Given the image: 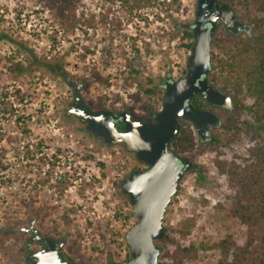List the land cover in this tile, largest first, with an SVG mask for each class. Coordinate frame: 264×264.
<instances>
[{
    "label": "rangeland",
    "instance_id": "rangeland-1",
    "mask_svg": "<svg viewBox=\"0 0 264 264\" xmlns=\"http://www.w3.org/2000/svg\"><path fill=\"white\" fill-rule=\"evenodd\" d=\"M238 4L253 34L236 38L264 52V0ZM194 7V0H82L79 21L67 30L45 0H0V33L8 35L0 40V264H27L26 234L5 231L26 226L36 215L46 232L67 234L64 248L74 262L126 260L125 235L138 218L121 186L143 164L124 144L96 141L66 115L73 86L65 77L84 82L82 95L94 108L149 119L163 99L145 89L164 84L167 75L187 73L192 48L178 25L193 21ZM133 58L140 72L130 78ZM215 86L232 95L234 106L210 140L196 134L195 149L181 154L193 166L166 210L158 264L170 262L163 255L177 244L197 246L189 264H218L219 249L200 243L212 245L227 234L239 244L246 239V225L228 213L234 190L218 162L244 166L253 160L251 149L264 135V109L259 121L253 99ZM259 93L264 102V83ZM50 158L56 162L47 170ZM190 218L195 224L182 235L181 223Z\"/></svg>",
    "mask_w": 264,
    "mask_h": 264
},
{
    "label": "water",
    "instance_id": "water-1",
    "mask_svg": "<svg viewBox=\"0 0 264 264\" xmlns=\"http://www.w3.org/2000/svg\"><path fill=\"white\" fill-rule=\"evenodd\" d=\"M205 14L206 8L203 0H200L197 18L186 25L194 34L187 73L178 79L166 76L162 107L155 113L154 121L136 119L130 111H122L118 117L124 122V127L119 130L114 121L115 113L110 109L94 110L81 95L83 83L74 84L72 104L80 101L83 108L75 113L86 122V131L102 137L107 145L122 142L128 150L135 153L140 162L147 165L145 169L128 173L122 182V192L128 196L138 220L125 235L130 258L110 264L159 262L161 251L156 240L165 236L163 221L166 210L178 190L179 181L193 166L189 157L184 162L181 155L171 147L181 129L180 119L190 120L202 138L206 137L211 126L220 123L216 111L194 108L190 104L193 97L201 92L206 102L211 105L224 109H232L234 106L231 94L211 85L206 78L212 69V42L215 35V29L209 24L214 25L216 18H206ZM223 19L226 27L234 33H238L240 27L245 26L232 8ZM15 229L33 232L34 235L28 242L37 240L41 244L48 243L46 248L32 253V264H79L71 259H62L55 248L56 243L39 236V231L34 228V220L27 227Z\"/></svg>",
    "mask_w": 264,
    "mask_h": 264
},
{
    "label": "trees",
    "instance_id": "trees-1",
    "mask_svg": "<svg viewBox=\"0 0 264 264\" xmlns=\"http://www.w3.org/2000/svg\"><path fill=\"white\" fill-rule=\"evenodd\" d=\"M81 2L82 0H45L46 6L54 13L58 23L67 30L78 23L76 9ZM247 5L245 4V6ZM7 36L5 33H0V40ZM183 38L187 39L185 45L192 48L193 31L184 29ZM212 47L218 53H212V69L206 77L208 82L214 86L222 85L253 99L254 105L257 107L256 118L260 121L259 114L264 109L263 98L259 93L264 83V52H261L256 45H246L242 38L229 37L224 33L214 36ZM136 60L137 58H133L128 61V76L130 78L140 72L134 65ZM44 66L53 70L56 68L48 63ZM54 71L56 73V70ZM186 72L187 69H185ZM65 79L68 82L72 80L70 76ZM149 80L153 82V79L149 78ZM160 86L165 88V84L148 87L145 89V93L150 97L157 95L158 99L162 101L165 91L160 89ZM204 100L203 97L196 95L190 104L193 107H202L206 103ZM180 122V132L172 141L171 147L177 153L185 154L195 149L197 138L190 120L181 118ZM251 153L253 160L244 166L232 162H218L219 172L228 174L231 187L234 190L228 213L230 216L240 219L247 228L243 244L237 243L232 234H227L212 245L200 243L203 248L213 246L219 249L221 256L218 264H264V135L252 147ZM191 170L193 171L195 168ZM194 224V218L183 221L179 229L182 235H187ZM15 227L18 226L6 229L5 233L24 234L23 231H18ZM165 234H167L166 229ZM168 240L173 239L168 238ZM158 242L160 239L156 240V243ZM196 256L197 246L194 244L190 246L177 244L175 249L167 251L163 255L170 259V262L164 264H189ZM129 258L130 251L126 259Z\"/></svg>",
    "mask_w": 264,
    "mask_h": 264
},
{
    "label": "flooded vegetation",
    "instance_id": "flooded-vegetation-1",
    "mask_svg": "<svg viewBox=\"0 0 264 264\" xmlns=\"http://www.w3.org/2000/svg\"><path fill=\"white\" fill-rule=\"evenodd\" d=\"M194 2H195V7H194V18H193V21L197 18V7H198V4H199L200 0H194ZM239 2L242 5L244 0H203V5L206 8L205 17L206 18H208V17L216 18L214 25L213 24H209L210 27H213L215 29V35L218 32H220V31H224V32H226V33H228L230 35L235 36V37L240 35V34H242V33H247L249 36H251L253 34V27H252V24L249 22L250 19L248 20L247 19L248 17L246 15L242 14L241 11L239 10V4H238ZM230 8H232L235 11V14L238 17L239 21H241V23L245 24V26H241L240 27L238 33H234V31L232 29H228L226 27L224 19H223L224 15H228L229 14ZM193 21H191L190 23H192ZM187 24H189V23H185L183 25H178V26L179 27H183V29H191V28H187L186 27ZM236 26L238 27L239 23ZM69 83L72 84V86L74 88V84L77 83V81L71 80ZM82 83L84 85L83 81H82ZM81 95H82V89H81ZM196 95H199V96L203 97L201 92H198ZM72 100H73V98L70 100V102L68 104V107L66 108V111H65L66 115L69 116V117H73V118L77 119L80 123H82V130L86 134H88L90 137H92L96 141H99V142H101L103 144H106L105 140L102 137H97V136H95V133L86 131V128H85L86 127V122L83 119H81L75 113L78 109H82L83 107L81 106L80 101H76V102H74L72 104ZM204 101L206 102V100H204ZM91 107L94 110H101V109H110V110H112L115 113L114 121H115V124H116L117 128L119 130L123 129L124 122L122 121V119L120 117H118L119 113L122 112V111H116L115 109L109 108L107 106H101V107H98V108H94L93 106H91ZM194 108H197V107H194ZM198 108L212 109V110H214V111H216L218 113L219 118H220V123L218 125H216V126L213 125L207 130V135H206L205 138H202V136L195 130L196 134L198 135L199 140L204 142V141L210 140L212 138L213 130L217 129V128H220L223 125L225 113L230 111V110H232V109H224L222 107L211 105V104H209L207 102L205 103V105H203L202 107H198ZM69 110H72L73 112H70ZM124 111H127V110H124ZM154 115H155V113L151 114L149 119H147V120H145V119L143 120L142 119V120L143 121H147V122H152V121H154ZM132 117L136 118L133 115H132ZM120 143H122V142H120ZM181 158L185 162L188 157L184 156V155H181ZM141 163L143 164L142 168H140L141 170L147 168V165L144 162H141ZM32 220H34V228L39 231V236L42 237L45 240H49V239L53 240L56 243L55 248L58 250V253L62 257V259H71L66 254L65 248H64L65 244L67 242V234H65V235H55V234L46 232L45 229H43L37 223L39 221V216L38 215H36V216H34V218L30 219L26 226H20V227H27L29 225L30 221H32ZM23 232L26 234V238H25V250L26 251H25L24 257H25V260H26L27 264H32V253L35 252V251L42 250V249L46 248L48 246V243L45 242V243L41 244L37 240H33L31 242H28L29 238H31L34 234H33V232H26V231H23ZM32 246H34V247H32Z\"/></svg>",
    "mask_w": 264,
    "mask_h": 264
},
{
    "label": "built area",
    "instance_id": "built-area-1",
    "mask_svg": "<svg viewBox=\"0 0 264 264\" xmlns=\"http://www.w3.org/2000/svg\"><path fill=\"white\" fill-rule=\"evenodd\" d=\"M56 156H57V155H56ZM51 161H52V163L56 162V160L54 161V160H52V158H50V161H48V164H47V170L50 169V163H51ZM47 170H45L44 173H46Z\"/></svg>",
    "mask_w": 264,
    "mask_h": 264
}]
</instances>
